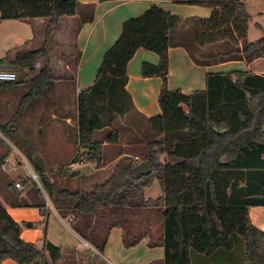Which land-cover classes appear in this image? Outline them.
Masks as SVG:
<instances>
[{
  "label": "trees",
  "instance_id": "obj_1",
  "mask_svg": "<svg viewBox=\"0 0 264 264\" xmlns=\"http://www.w3.org/2000/svg\"><path fill=\"white\" fill-rule=\"evenodd\" d=\"M172 1L212 11L206 18L179 17L152 4L141 15L127 19L104 53L94 82L76 97L75 143L85 152V160L100 168L105 161L103 146L118 142V131H112L115 124L137 113L125 88L127 63L138 48L155 53L156 65H141L142 77L162 80L157 96L160 113L141 117L149 137L143 158L119 159L110 176L89 191L61 188L40 166H34L60 217L69 216L70 227L92 248L55 245L45 233L40 247L24 241L21 225L33 224L15 221L0 202V264L5 258L17 264H108L100 254L113 227L121 228L124 247L143 238L149 246L161 244L162 259L148 264H190L189 251L210 255L231 250L236 237L243 241L242 264H264V231L251 223L248 214L251 206L264 207V75L241 70L208 72L203 90L185 94L167 87L169 48L185 49L197 64L249 62L264 57V31L257 40H247L250 16L241 0ZM82 8L78 0H65L55 13L53 0H0V21L47 19L40 47L18 52L13 60L17 67L33 71L41 57L38 73L24 83L0 81V90L27 85L20 96V112L27 104L48 101L53 85L47 57L52 34L61 16H74ZM15 125L16 117L10 118L0 124V132L11 138ZM109 128L102 139L95 137ZM78 150L69 165L83 162ZM142 161L152 169L137 176L133 169ZM76 174L70 172V176ZM154 180L160 195L144 199L143 189ZM7 187L14 206H29L20 199L14 183ZM35 206L41 209L44 203Z\"/></svg>",
  "mask_w": 264,
  "mask_h": 264
},
{
  "label": "crops",
  "instance_id": "obj_2",
  "mask_svg": "<svg viewBox=\"0 0 264 264\" xmlns=\"http://www.w3.org/2000/svg\"><path fill=\"white\" fill-rule=\"evenodd\" d=\"M241 1L245 3V9L250 16L246 32L247 40L255 41L261 37L264 31V0ZM78 2L83 7L82 11L74 16L60 17L48 52L53 79L50 93L54 94L56 99L61 102L63 108L69 104V101H72L74 111L79 90L94 82L104 53L119 37L124 21L141 15L152 4L179 17L206 18L212 11L211 7L173 2L172 0H78ZM46 24L47 19L45 18L1 20L0 67L9 70L14 66L17 67L13 64V60L18 52L39 48L43 41ZM168 58L167 87L172 90L179 89L185 94L203 90L205 75L208 72L241 70L264 75V57H258L249 62L244 59H232L197 64L185 49L173 47L168 50ZM41 61V59H37L35 65L32 66L33 71H30L28 67L21 68L28 70V77L23 82H27L38 73ZM55 62L56 66H54ZM144 62L156 65L158 56L151 51L138 48L126 66L127 83L125 88L132 98L137 111L136 115L148 118L160 113L157 96L162 86V80L159 77H142L141 65ZM51 118L61 119L71 125L70 116L58 117L53 113ZM21 137L25 138L24 135ZM35 154H38V151H35ZM125 155L121 154L112 162L96 168L97 172L107 169L108 172H112L115 163ZM6 162H10L9 154L3 158V163L6 164ZM87 163L89 166L94 164L93 162L85 164ZM4 164L1 165L2 169L5 168ZM85 164L84 162L73 163L72 168ZM1 192H8L5 195L0 194V202L8 214L20 224L24 222L33 224L31 227L21 225L20 238L22 240L32 242L40 247L45 233L46 238L55 245L76 246L79 249H85V242L90 245L70 227L69 219L71 218L60 217L56 209L52 205H48L47 202L41 209L35 206L42 205L41 201H27L29 206H14L11 192L7 190ZM19 194L22 196L23 192ZM42 211L45 215L42 214ZM248 214L251 223L264 231V207L251 206ZM121 235L122 230L119 227H113L109 231L103 253L100 254L108 264H148L162 259L163 247L161 244L149 246L147 238H143L134 246L124 247ZM46 258H48L47 254ZM189 259L190 264H242L244 262L243 241L236 237L231 250H217L210 255H199L189 251ZM1 264L17 263L10 258H5Z\"/></svg>",
  "mask_w": 264,
  "mask_h": 264
},
{
  "label": "rangeland",
  "instance_id": "obj_3",
  "mask_svg": "<svg viewBox=\"0 0 264 264\" xmlns=\"http://www.w3.org/2000/svg\"><path fill=\"white\" fill-rule=\"evenodd\" d=\"M50 46L51 41L49 49ZM48 52L47 57L51 68ZM38 59L42 60L41 57ZM42 65L43 61L40 62L38 70ZM54 66H56V62ZM10 70L16 74V80L14 81L16 83H24V79L28 77V70L15 66ZM26 90L27 85L25 84H18L15 89L0 90V124H4L10 118L16 117L15 126L17 127L11 138L5 137L0 132V194L5 195V193H8L1 191H10L7 187L9 182H20L19 188L14 186L17 192H23L20 199L25 202H47L48 205L53 206L46 192L41 187L38 175L34 169L35 165L40 166L43 174L61 188L75 189L78 187L84 191H89L94 184L104 182L112 172H108V169L103 172H97L95 163L92 166H89V163L85 164L88 162L85 160V152L78 150V146L75 143L76 110L74 111V108H72V101H69V104H66L67 106L63 108L61 102L56 99L54 94L50 93L47 95V102L38 100L36 103L27 104L25 109L20 112V96ZM61 107L62 109L60 110ZM53 113L58 117L62 115L70 116L71 125L66 124L61 119L51 118ZM40 121H42L41 125ZM40 129L42 130L41 132H39ZM110 130L109 128L100 131L95 137L102 139L106 131ZM113 130L118 131L119 139L116 143L103 146L102 152L105 160L103 165L116 159L118 152L126 154L122 158L129 157L134 162L137 158H143L146 151L145 143L149 137L141 117L134 113L130 114L120 120L118 124L116 123ZM21 135H24L25 138L23 139ZM77 150L82 153L85 165L72 168V164L69 165V163ZM35 151H38V154H35ZM27 153L31 154V157H28ZM8 154L10 162L4 164L1 159ZM2 164H4L5 169H2ZM70 172H76L77 174L70 176ZM159 195L160 189L155 180L143 189L144 199H155ZM152 231L154 235L155 233L157 234L154 228H152ZM84 247L86 249L90 248L91 244L88 246L84 245Z\"/></svg>",
  "mask_w": 264,
  "mask_h": 264
},
{
  "label": "water",
  "instance_id": "obj_4",
  "mask_svg": "<svg viewBox=\"0 0 264 264\" xmlns=\"http://www.w3.org/2000/svg\"><path fill=\"white\" fill-rule=\"evenodd\" d=\"M63 1H65V0H53V9H54L55 13L59 12V7H60V5L62 4ZM183 108H184L185 112H188V109L185 106H183ZM151 169H152V167H151L149 162L142 161V162L138 163L134 167L133 170H134L135 175L139 176V175L150 173Z\"/></svg>",
  "mask_w": 264,
  "mask_h": 264
},
{
  "label": "built area",
  "instance_id": "obj_5",
  "mask_svg": "<svg viewBox=\"0 0 264 264\" xmlns=\"http://www.w3.org/2000/svg\"><path fill=\"white\" fill-rule=\"evenodd\" d=\"M15 80H16V74L14 71L0 67V81L10 82V81H15ZM3 169H5V168H3ZM14 186L16 188H19L20 182H15ZM69 220H71V219H69ZM85 245L88 246V244L86 242H85Z\"/></svg>",
  "mask_w": 264,
  "mask_h": 264
}]
</instances>
